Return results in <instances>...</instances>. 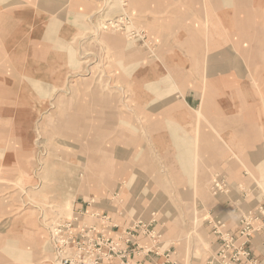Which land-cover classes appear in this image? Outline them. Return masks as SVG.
I'll list each match as a JSON object with an SVG mask.
<instances>
[{
  "label": "crops",
  "instance_id": "obj_1",
  "mask_svg": "<svg viewBox=\"0 0 264 264\" xmlns=\"http://www.w3.org/2000/svg\"><path fill=\"white\" fill-rule=\"evenodd\" d=\"M31 1L34 0H0V163L7 167L0 171V178L14 177L13 166L21 160L15 157L16 138H22L24 159L36 113H45L46 98L63 91L66 68L63 46L82 37L86 17L94 9V5L84 0H37L36 9L25 7L24 3ZM138 1V9H144L147 0ZM179 1L187 9L136 13L141 15H136V21L149 32L151 47L146 46V50L140 47L128 51L120 38L104 34L100 37L103 51L109 50L115 64L125 69L116 81L130 93V110L119 108L116 113L110 105L111 93L94 76L79 77L71 89V97L88 99L92 98L90 94L99 92L106 97L105 107L96 108L84 99L70 109L74 116L81 117L75 129H91L95 112H103L105 121L101 130L118 129V144L127 155L123 157L120 152L117 156L127 164L124 170L120 165L117 172L121 176L134 169V179L128 178L131 198L123 203L128 210L144 212L150 205L158 207V202L164 199L159 174L153 173L150 180L136 172L139 168L152 171L149 163L154 158L164 163L167 177L179 189L177 194L185 199L193 193L194 178L200 194L213 172L224 179L230 190L241 185L252 192V176L259 178L258 171L264 173V6L259 11L253 4L256 0H251L248 10L256 13H219L217 7L214 13H198L192 11L193 0ZM160 3L156 1L158 11L165 9ZM91 45L99 46L94 41L88 42L87 46ZM49 83L54 84L55 93L48 90ZM128 112L136 115L130 123L134 134L127 130ZM113 114L117 117L115 121ZM107 157L90 155L92 161H102L105 170L111 161ZM130 161L132 165L128 164ZM92 188L96 193L104 189L97 184ZM110 198L95 199L96 207L105 211L102 204H107L109 209H116ZM219 202L208 213L222 217L229 227H234V218ZM172 203L167 196L168 209H173ZM81 207L79 203L73 209ZM11 208V203L0 202V216L8 217L5 215H10ZM142 212L134 213L141 216ZM152 215L155 217L156 212H150L149 218ZM158 223L164 226L159 219ZM3 227L0 264H16L17 254L27 259L22 264H29L27 250L15 249V239L22 238L16 236L17 232L24 237L28 235L15 230L14 220L5 221ZM21 241L23 245L29 243L26 238Z\"/></svg>",
  "mask_w": 264,
  "mask_h": 264
},
{
  "label": "rangeland",
  "instance_id": "obj_2",
  "mask_svg": "<svg viewBox=\"0 0 264 264\" xmlns=\"http://www.w3.org/2000/svg\"><path fill=\"white\" fill-rule=\"evenodd\" d=\"M84 1L94 5V9L92 14L86 17L87 19L85 18L86 21L84 19L85 30L82 37L65 43L63 46L66 68L62 82V96L58 93L57 96L46 98V112L36 113L33 121L29 151L25 149L24 152L25 160L22 157V138H16L15 157L16 160H21L16 161L15 167L13 166L14 177L0 178V202H9L13 205L10 215H5L8 217L0 216V233L5 230L3 229L5 221L14 220L15 230L20 229L28 235L24 237L17 232L16 236L19 235L29 240V243L25 242L26 244L23 245L22 238L15 239V249L27 250L26 253L30 254L29 264H53L54 256L48 241V228L53 222L69 218L74 212L81 211V222L84 226H93L98 230L97 232L104 231L106 237L110 239L123 234L133 222L142 221L147 224L143 231L137 228L138 234L136 235V240L144 253L139 255V251H136L128 259L129 264H132L131 262H139V264H221L218 250L223 244L222 230H225L222 233H229L237 239L239 215L254 212L260 205L264 206L263 171H258L259 178L252 176L254 182L252 192L247 191L241 185L235 190H230L224 179L214 176L213 172L204 183L203 194H200L194 178L193 193L189 199H185L177 194L179 189L167 177V168L164 163L157 162L154 158V162L149 163L152 171L139 168L136 172H141L142 176L150 180L152 179L150 175L159 174V185L162 187L164 199L158 202V207L150 205L144 212L136 211L134 208L128 210L123 203L131 198V192L127 191L130 184L128 178L134 179V169H128L125 176L123 173L121 176L118 173L120 165H123L124 170V164H127V162H120V157H118L120 152L123 157L127 155L123 147L118 144L116 137L118 129H111L107 132L101 130L100 126L105 121L103 112L94 113V118L91 120L94 126L91 129H75L81 117L80 115L74 116L70 109L72 104L85 99L71 97V89L76 86L79 77L85 78L89 75L91 78L94 76L102 80L106 92L111 93L110 105L116 113L119 108L126 109L127 107V110H130L132 108L130 93L116 81L120 74H124L125 69L123 65L115 64L109 50L103 51L104 44L100 37L103 34L118 37L127 46L128 51H137L140 47L146 50V46L151 47L148 42L149 32L140 22L136 21V13H171V10L175 8L187 9V7L179 0H160L161 6L165 9L159 11L156 6V1L159 0H147L144 9H138L140 5L138 0ZM216 1L217 5L213 0H193L192 11L214 13L217 7L219 13H256V11L248 10L251 0ZM122 2H124L123 5ZM29 3H24L25 7L28 5L36 9L37 0ZM253 4L258 7L257 10L261 11L264 0L253 1ZM123 15L129 17L130 22L126 25L127 29L119 28L120 17ZM134 29L141 31V36H145L142 42H137V36L132 37L130 33H127ZM93 41L99 45L100 49L93 45L87 46L88 42ZM113 41L118 43L117 39ZM99 58L104 59L100 61ZM105 78H110L111 81L107 83ZM49 84L51 87H48V90L55 91L54 84ZM254 84L258 85V83ZM89 96L92 98L88 97L85 100H89L92 106L96 108L107 106L106 97L101 92ZM36 101L42 106L40 99ZM38 108L40 106L37 107V111H39ZM135 116L134 113L128 112L127 114V130L130 134L135 133V130L130 128L133 126L130 123L135 121ZM115 120L117 117L113 114V121ZM91 154H97L99 158H102L103 154L108 156L107 159L111 160L107 162L110 165L109 169H103V163H100L102 162L100 160L92 161ZM128 164L132 165L133 162L130 161ZM5 169H7L6 165L0 163V171ZM214 178H220L224 185L223 191L216 194L211 189ZM93 180L94 182L91 183ZM126 180L127 184H125ZM96 184L104 188L101 193L92 191V186ZM110 196L109 201L114 202L111 205L116 209H109L107 204H102V209L116 213L114 216L96 207V200ZM167 196L173 200L171 204L173 209H168L165 204ZM174 200L178 201L174 202ZM219 201H222L229 216L234 218V227H229L222 217L208 213V209L213 204L220 203ZM79 203L82 207L73 209ZM161 205L163 208L160 207ZM152 211L156 212V215L149 218ZM134 212H142V215L140 214L142 217ZM90 214L93 219L91 218L88 223L87 215ZM102 217L107 218L108 222L102 223ZM158 219L164 223V226L158 223ZM219 229L221 232L218 231ZM257 233L251 238V243L247 244V249L257 264H264V237H262L264 233L261 231ZM26 260L18 254L15 258L16 264H22ZM114 263L119 264L120 259L118 257L111 259L110 264Z\"/></svg>",
  "mask_w": 264,
  "mask_h": 264
},
{
  "label": "built area",
  "instance_id": "obj_3",
  "mask_svg": "<svg viewBox=\"0 0 264 264\" xmlns=\"http://www.w3.org/2000/svg\"><path fill=\"white\" fill-rule=\"evenodd\" d=\"M123 4L124 2H122ZM121 17L119 28L127 29L126 25L130 22L129 17L125 15ZM127 33H130L132 37L137 36V42H142L145 37L141 36V31H135V29L127 31ZM211 189L214 194L223 191L224 185L220 178L213 179ZM81 217L82 212L76 211L69 218L53 222L51 227L48 228V241L54 256L53 264H110V260L117 257L120 259L119 264H129L128 259L136 251H139V255L144 253L136 240V235L138 234L137 228L143 231V228L147 225L146 223L142 221L133 222L131 227L123 234L110 239L106 237L104 231L97 232L98 230L93 226H84L81 222ZM87 218L89 220L93 219L92 214L87 215ZM102 220V223L108 222L105 217H102ZM139 224L142 225L140 226ZM218 225L222 226L221 223H218ZM218 231L221 232V229ZM260 231L264 233L263 205H260L254 212L239 215V236L237 235V239L233 238L229 233H222L225 232V230H222L223 244L221 249L218 250L221 264H238L241 262L257 264V261L251 257L247 244L251 243V238ZM262 237H264V234ZM131 263L139 264V262Z\"/></svg>",
  "mask_w": 264,
  "mask_h": 264
}]
</instances>
